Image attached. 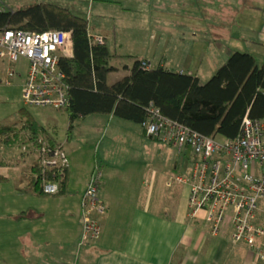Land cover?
Listing matches in <instances>:
<instances>
[{"label":"crops","instance_id":"crops-1","mask_svg":"<svg viewBox=\"0 0 264 264\" xmlns=\"http://www.w3.org/2000/svg\"><path fill=\"white\" fill-rule=\"evenodd\" d=\"M3 1L13 6V0ZM132 1L133 6L122 7V10L147 14L150 29L156 30L152 25L156 21H163L165 17L155 18V13L153 16L141 13L138 8L142 5L146 7L148 3L152 6L151 11H157V6L161 2L159 6H163L166 1ZM100 2L103 3V0ZM99 7L104 8L101 14L99 12L100 15L107 12L106 4H99ZM217 7L223 12L227 10L229 14L233 10V20L236 19L238 0L220 2ZM240 8H243L241 3ZM99 20L102 22L101 17ZM223 20L227 22L226 18ZM190 21L191 18L186 25ZM114 25L117 43V21H114ZM101 33L109 36L107 32ZM187 35L186 31L177 34L170 44L173 33L158 36L152 32L147 49L136 51L145 53L143 57L153 63V59L159 56L158 61L164 58L161 62L165 65L197 72L203 79L208 78L232 53L229 47L227 49L230 51L221 58L219 47L209 37H206L205 42L202 38L190 37L191 43ZM215 35L223 36L220 32ZM260 37L264 44V30ZM184 41L187 42L182 43ZM199 41L203 43L200 50ZM10 64L17 73L12 76L9 66L6 80L0 77V125L22 123L28 115L21 108L24 105L23 89L27 70H21L20 65L16 67ZM43 107L47 106L30 110L42 124L53 130L46 122V112L41 118L42 111H37ZM67 134L64 140L56 135L67 155L68 176L64 191L44 194L46 192L22 189L21 186L25 184L21 175L23 167L18 170L16 180L12 178V171L1 170L0 167V171H5L9 176V179H0V221L3 222L0 225V239L5 234L4 240H0V264H256L258 255L249 245L241 244L242 252H239L230 244L226 234L230 230L213 242L210 225L202 217L192 219L189 216V186L175 179L177 174L172 178V185L168 184L170 180L167 181V177L163 183L148 160L138 158L139 154L158 148L156 141L159 137L149 135L143 122L122 118L113 112L90 113L79 118ZM140 145L142 150L139 149ZM18 146L19 150L12 154L29 152L24 151L27 148L21 143ZM5 148L0 145L2 165L7 164L9 158ZM69 149L74 152H69ZM83 150L86 152L81 154ZM90 150L93 154L89 161ZM186 152H189V147H186ZM70 156L72 161L69 163ZM97 164L101 171L99 196L106 204V210L99 215L100 235L84 237L81 196L94 176ZM16 235L20 238H16Z\"/></svg>","mask_w":264,"mask_h":264},{"label":"trees","instance_id":"trees-1","mask_svg":"<svg viewBox=\"0 0 264 264\" xmlns=\"http://www.w3.org/2000/svg\"><path fill=\"white\" fill-rule=\"evenodd\" d=\"M89 24L88 16L58 1L35 0L13 7L0 0L1 30L60 28L72 32V57L61 56L58 63V69L66 73L68 104L65 110L70 118L69 132L79 118L90 113L113 112L122 118L144 122L151 107H158L163 115L202 133L236 137L246 114L264 116V61L259 62L253 52L235 49L206 79L197 72L165 65L161 62L164 58L153 63L149 58L129 53L133 63L126 64L128 72L113 79L111 73L118 68L113 60L126 55L113 49L106 35L97 33L103 35V40H96ZM16 73V68L10 72L12 76ZM21 108L28 114V121L1 124L0 145L9 148L14 140L15 145L22 143L11 131L38 130L43 134L37 137L40 152L32 167L27 170V165L21 169L25 181L21 188L44 193L47 181H58L57 192L66 190L67 155H64L66 163L63 155L54 165L44 161L62 142L35 117L32 107L24 102ZM62 150L65 152L64 147ZM0 179L6 180L9 176L0 171Z\"/></svg>","mask_w":264,"mask_h":264},{"label":"built area","instance_id":"built-area-1","mask_svg":"<svg viewBox=\"0 0 264 264\" xmlns=\"http://www.w3.org/2000/svg\"><path fill=\"white\" fill-rule=\"evenodd\" d=\"M94 37L103 40V35ZM72 49L73 36L68 29H0V56L9 63L18 62L21 56L29 60L23 96L30 107L68 104L66 73L58 69V63L61 56L72 57ZM148 115L143 124L149 135L181 150L190 148L191 170L175 177L189 186V216L202 217L210 225L213 242L230 230L226 234L235 250L242 252L241 242H245L264 259V116L246 114L238 135L230 137L192 129L163 115L158 107H151ZM62 155L66 163L63 150L44 161L57 164ZM100 176L97 164L81 196L84 237H98L101 232L99 215L106 204L99 196ZM58 190V181L45 183L47 193Z\"/></svg>","mask_w":264,"mask_h":264},{"label":"rangeland","instance_id":"rangeland-1","mask_svg":"<svg viewBox=\"0 0 264 264\" xmlns=\"http://www.w3.org/2000/svg\"><path fill=\"white\" fill-rule=\"evenodd\" d=\"M35 0H13V7H17L18 5L24 2H30ZM61 2L66 5H71V7L79 13H82L86 16H91L90 28L93 29V33H101L107 32L108 37L107 40L110 46L122 52L126 56L123 58L114 59L113 61L117 63L118 68L111 73V78H119L128 72V68L126 64H132L133 58L129 57V53L138 52V55L143 56L141 50H146L147 45L150 41V34L152 32L161 36L162 34H166L167 32L173 33L170 44L173 43V39L177 34H182L186 31L187 37H189V42L192 43V38H202L201 40L205 42L206 37H209L213 44H217L219 50L221 52V58L223 57L225 52L230 51L229 47H231V52H233L234 48H247L244 50H248L253 52L257 57L259 62L264 61V44L261 43V33L264 30V0H238V6L235 11L236 19L233 20L234 11L231 10L230 14L226 13L227 10L223 12L220 7H217L221 2L225 3L226 0H219L215 4L216 0H165L166 2H162L157 6V11H151L152 6L147 3L146 7L141 6L139 4L138 8L141 13H150L153 16L155 13L156 17H165L163 21H156L152 26L155 29H150L151 24L149 19L147 18V14H138L136 12H124L122 7L133 6L134 2L132 0H54ZM232 1V0H231ZM94 2V6H93ZM146 3V2H145ZM240 3L243 8H240ZM99 4H106L105 9L107 8V12L105 14L100 15L103 12L104 8H100ZM9 6H11L9 4ZM128 11V10H125ZM100 12V14H99ZM139 12V11H138ZM187 16V17H186ZM102 18L99 20V18ZM191 18L192 21L188 25H186L187 21ZM223 18H226L227 22H224ZM99 21L102 25H100ZM114 21H117L116 27V37L117 43L115 41L114 34ZM159 22H166L165 24ZM220 30V31H219ZM229 30H231L229 32ZM220 32L223 36L215 35V33ZM194 33L196 34L194 36ZM191 34V35H190ZM259 41L256 42L255 39ZM255 40V41H254ZM184 41L182 43H186ZM157 43V42H156ZM199 49H201L202 42H200ZM216 47V48H217ZM162 47H160L161 49ZM215 48V50H216ZM136 49H138L136 51ZM157 49V47H156ZM159 49V50H160ZM243 50V49H242ZM230 52V53H231ZM153 56V55H152ZM150 57L153 59V57ZM225 56V55H224ZM159 56L156 59H153L155 63L158 62ZM29 60L25 56H21L20 60L14 64L16 67H19L21 70H28ZM11 64L8 59L0 56V77L5 79L7 75V69ZM18 67V68H19ZM189 70V69H187ZM210 74V71H208ZM213 74V72L211 73ZM211 74L209 76H211ZM6 80V79H5ZM4 80V81H5ZM21 82V78L18 79ZM17 82V81H16ZM16 84V83H14ZM38 107V106H35ZM32 107V108H35ZM50 107V108H48ZM38 112L42 111L43 117L46 112L47 117L46 122L51 128L54 130L55 134L62 140L68 135V127L70 125V118L68 122L69 114L65 110V107H43L38 108ZM35 115V113L33 112ZM39 115V113H38ZM10 117V116H8ZM7 117V121L9 118ZM11 118V117H10ZM28 121V119H25ZM49 121V122H48ZM53 122V123H51ZM64 125H66L64 127ZM11 133H15L18 135L16 140L21 141L22 145L25 146L28 150H24L27 154L16 153L12 154L19 150V146L15 145L16 141L14 140L13 144L9 148H5L9 152V158L7 159V164H3L1 170L7 169L12 172V178L17 179L18 170L22 167L27 166V170H30L31 165L34 163V160L39 155L40 150L38 149L37 137L41 138L43 134L40 131L29 132V131H11ZM5 135V134H4ZM33 135V137H31ZM138 141V140H137ZM58 144V143H57ZM4 145H2L3 147ZM61 143L56 146V151L62 150ZM158 147V148H157ZM156 150L145 152L139 154L138 158H146L148 163L152 166V169L156 172L157 178H161L163 183L166 180H172L173 176L176 174H185L187 171L191 170L192 163L188 156L189 152H186V147L184 150H181L177 147L172 146L171 144L165 142L162 138H158V142L156 141ZM24 149V147H23ZM38 149V150H37ZM139 149L142 150L141 145ZM87 150V149H86ZM86 150L82 151V153L86 152ZM79 151V150H77ZM140 151V150H139ZM190 151V148H189ZM69 152H74V150L69 149ZM142 152V151H140ZM178 152L180 156H178ZM90 157L88 160L90 161L91 155L93 152L89 151ZM150 156H149V155ZM45 155V154H44ZM51 158L52 154H49ZM55 155V154H54ZM24 156V157H23ZM26 156V157H25ZM178 156V157H177ZM5 158V157H4ZM69 163L72 161V157L70 156ZM6 160V159H5ZM1 162V159H0ZM43 162V161H42ZM177 162L178 164L174 165ZM28 163V164H27ZM1 165V163H0ZM54 165V164H52ZM53 167V166H52ZM170 168V171H169ZM5 172V171H4ZM6 173V172H5ZM168 174V176H167ZM165 179V180H164ZM172 185V184H171ZM31 193V192H29ZM50 194V193H44ZM230 219V218H229ZM0 225H3V222L0 221ZM15 238V233H13ZM223 236V235H222ZM5 234H3V238L0 240H4ZM224 237V236H223ZM13 238V239H14ZM16 238H20L17 237ZM241 244H246L245 242H241ZM229 251V250H228ZM262 259L257 256L255 258L256 264H261Z\"/></svg>","mask_w":264,"mask_h":264},{"label":"bare ground","instance_id":"bare-ground-1","mask_svg":"<svg viewBox=\"0 0 264 264\" xmlns=\"http://www.w3.org/2000/svg\"><path fill=\"white\" fill-rule=\"evenodd\" d=\"M100 185H101V182H100Z\"/></svg>","mask_w":264,"mask_h":264}]
</instances>
